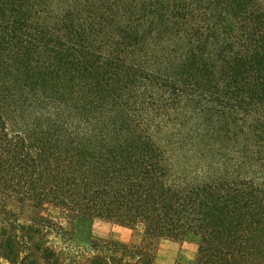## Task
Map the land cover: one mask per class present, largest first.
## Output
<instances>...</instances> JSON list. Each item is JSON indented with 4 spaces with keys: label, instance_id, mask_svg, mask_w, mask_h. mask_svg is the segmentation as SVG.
I'll use <instances>...</instances> for the list:
<instances>
[{
    "label": "trees",
    "instance_id": "trees-1",
    "mask_svg": "<svg viewBox=\"0 0 264 264\" xmlns=\"http://www.w3.org/2000/svg\"><path fill=\"white\" fill-rule=\"evenodd\" d=\"M0 191V264H159L49 205L264 264V0H0Z\"/></svg>",
    "mask_w": 264,
    "mask_h": 264
},
{
    "label": "rangeland",
    "instance_id": "rangeland-1",
    "mask_svg": "<svg viewBox=\"0 0 264 264\" xmlns=\"http://www.w3.org/2000/svg\"><path fill=\"white\" fill-rule=\"evenodd\" d=\"M7 110L13 117L14 108L10 107ZM6 203L8 208L22 214L23 219L29 218L31 214L36 212L31 202L21 203L15 200H6ZM3 204L5 202L0 191V208ZM41 211L66 228V234L64 233L57 239L63 247V241H67L69 248L65 249V256L69 258L76 257L87 250L92 240L103 239L147 246L154 251L156 261L159 264H193L199 245V237L194 234L180 240L145 238L142 230L133 229L100 217L69 216L55 205H49Z\"/></svg>",
    "mask_w": 264,
    "mask_h": 264
}]
</instances>
